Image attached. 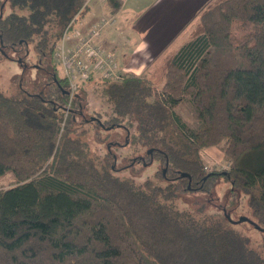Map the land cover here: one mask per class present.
I'll return each instance as SVG.
<instances>
[{"label": "trees", "instance_id": "trees-1", "mask_svg": "<svg viewBox=\"0 0 264 264\" xmlns=\"http://www.w3.org/2000/svg\"><path fill=\"white\" fill-rule=\"evenodd\" d=\"M86 1L0 0V53L25 64L32 44L36 77L45 78L17 95L0 90V177L15 176L0 188V264H264V248L230 212L180 210L174 201L186 190L212 193L223 179L264 228V0H210L194 36L169 58L180 74L163 82L164 94L141 75L82 81L80 89L100 83L104 119L97 110L85 117L78 93L65 116L69 80L54 58ZM123 1L107 0L110 12ZM186 95L201 122L189 134L174 111ZM81 116L106 142L103 158L82 139ZM118 129L123 143L108 139ZM222 140L231 169L206 172L199 152ZM129 145L166 174L141 184L118 176L112 147Z\"/></svg>", "mask_w": 264, "mask_h": 264}, {"label": "rangeland", "instance_id": "rangeland-1", "mask_svg": "<svg viewBox=\"0 0 264 264\" xmlns=\"http://www.w3.org/2000/svg\"><path fill=\"white\" fill-rule=\"evenodd\" d=\"M124 2L125 1H123V5ZM202 2L203 0H139L137 3L144 6L145 9L144 12H142L143 17L139 18V12L134 14V19H131V23L135 24L134 30L129 32L126 27V23L121 19L118 13H111L110 7L109 9L102 8L100 9L98 15L88 22L89 24H86L84 28L83 25H81L83 23L82 21H88L85 19V15L75 22L73 28L70 30H67L66 28L60 36L56 47H60L64 38L66 40V44L70 45L71 42L67 40L73 36L76 29L84 31L90 24L98 21L100 17L106 15L107 17H110L115 15L116 21L114 22H116V24H114L112 27H109L103 33L101 38H99L100 42L102 41L101 43L115 52L119 69H127V66H125L122 61V55L125 56V54L122 52L121 48H125L127 45H130L128 43L130 42L129 40H131L130 46L132 47V58L130 64L132 66L134 65L140 67L138 68L140 69V74L130 72L129 75H141L145 79L151 80L155 84L157 93L164 94L166 92H164L165 90L163 91L162 89L163 82H165V80H169L173 83L180 74L174 65L169 63V58L171 54L180 49V47L185 42L194 36H192V34L200 25V18L198 17V14H201V11L199 13L196 11V9L201 5ZM99 3H102V1ZM104 5L105 7L108 6L107 1L103 2V6ZM123 5L120 10L123 8ZM205 7L203 6L201 10H203ZM166 10H173L177 13H180V21L187 20L188 22H193V26L189 28L182 27V29L180 26V28L176 29L181 32L173 33L172 31H174L175 27L168 24L170 28H167V31H158L159 24L166 20V18H164V16L167 14V12H165ZM133 12H136L135 5ZM193 12L197 14V17L194 16L196 18L191 16ZM118 21L121 24L120 27L122 29L124 26L125 31H123L117 25ZM142 22L144 23V26H148V29L144 28V36L141 35L142 38H139V33L142 32V28H140V26L137 27V25L141 24ZM153 25L154 27L156 25L157 26L154 28ZM105 34L109 35V39L113 41V44H109V41L105 40ZM76 42H72V44H76ZM27 54L26 63L24 64L20 61V59L17 60V58L13 56H11V58H13L11 59L6 57L2 52L0 53V90H2L5 94L17 95L23 90L33 88V83L39 79H45L42 76L40 78L36 77L37 68L35 65L37 64V55L32 44L28 46ZM97 79L99 78L96 77V80ZM96 80L84 82L83 89L79 88L77 93L81 96V101L83 103L82 110L86 115L85 117L93 115L95 110H97L102 113V118L104 119L106 117L105 109H107V106L105 104L104 95L98 86L100 83L96 82ZM174 111L180 117V120L186 125V133L189 134L191 130H196L201 127V122L195 117L194 107L191 104L190 96H184L183 100L174 108ZM85 117L81 116V118L78 120V130H86L81 135L82 139L86 140L90 144L94 154L98 155L100 158H103L107 149V144L106 142L100 143L96 140L94 135V128L96 129V127H93L95 124L92 125L93 123L91 124L90 122L84 121ZM104 131L105 130H103L101 134L103 137L107 134ZM108 139H110V141L118 140L123 143L125 140L124 129L111 131V135L108 137ZM112 148L117 158L116 164H114L116 165L115 173L123 178H132L136 184L144 183L146 178L154 179L155 177H159L161 179V177L156 174L158 170H160L162 173V170L165 169L164 174L167 172L165 166L162 165L161 162L159 163L158 160L145 165L141 162H132V157H134L135 154L138 156L142 152L144 155V149L136 150L137 148H135L134 145L115 146ZM226 149V140H222L214 145L201 148L199 154L206 172H225L231 169L232 160L226 153ZM14 182V174L12 172H7L0 177V188H7ZM191 187V183L189 182L187 188L189 189ZM174 201L180 210L196 211L204 208L205 213L209 214H215L216 212L224 214V212L227 210L226 212H230V217L233 221H237L242 216H246L248 220H243L241 222L235 223L234 225L240 231L246 233L250 237L252 246L263 252L264 231L256 228L251 222H254L256 218L248 205L247 197L243 194L240 195L235 194V192H231L229 182H226L222 179L216 185L213 192L208 194L197 190H186L180 192Z\"/></svg>", "mask_w": 264, "mask_h": 264}, {"label": "built area", "instance_id": "built-area-1", "mask_svg": "<svg viewBox=\"0 0 264 264\" xmlns=\"http://www.w3.org/2000/svg\"><path fill=\"white\" fill-rule=\"evenodd\" d=\"M106 2L107 0H99ZM92 0H87L90 4ZM78 14L72 19L67 27L75 24ZM116 16H102L96 22L90 24L84 31L76 29L77 42L73 45L66 44L63 39L60 47L55 51L54 58L65 77L69 80V103L67 105V116L71 101L77 94L80 83L89 79L92 75L113 82L122 81L130 72L140 74V69L127 67L119 69L116 54L113 50L100 42L99 38L109 28L116 24ZM70 39V38H69ZM69 39L67 41H69ZM70 44V43H69Z\"/></svg>", "mask_w": 264, "mask_h": 264}, {"label": "crops", "instance_id": "crops-1", "mask_svg": "<svg viewBox=\"0 0 264 264\" xmlns=\"http://www.w3.org/2000/svg\"><path fill=\"white\" fill-rule=\"evenodd\" d=\"M124 1L125 2H124V5H123V8L118 12V15H120L121 19L126 23V27L128 29V32H129L131 30H134L135 24L131 23V19H134L133 18L134 14L135 13L137 14V12H139L140 13L139 18L143 17L142 12H144L145 9H144V6H142L141 4L137 3L139 0H134V1L133 0H124ZM209 1L210 0H203L201 5L199 7H197L196 11H198L200 13V11H202L201 10L202 7L203 6L205 7ZM133 3L135 5L136 12H133L134 11ZM102 8L109 9V6H106V7H105V5L103 6V3H99V0H92V2L89 4V9L87 10V13L84 16V17H86L85 19H87L88 21L86 22L85 20H83L82 21L83 23L81 24V25H83V28L86 26V24H89L88 22H90L92 19H94V17H96L98 15V13L100 12V9H102ZM165 12H167V14L164 16V18H166V20H164L161 24H159L158 31H160V32L167 31V28H170L168 26V24L172 25L173 27H175L174 31H172L173 33H180L181 31H178L176 29V28H180V26H181V29H182V27L183 28H189V27L193 26V24H194L193 22H190V21L188 22L187 20L186 21H180V13H177L176 11L166 10ZM191 16L192 17H194V16L197 17V14H195V12H193V14H191ZM196 17H194V18H196ZM198 17H200V14H198ZM187 19H189V18H187ZM119 21H120V19H119ZM119 21H118L117 25L120 27L121 24L119 23ZM139 26H140V28H142V30H141L142 32L139 33L140 34L139 38H142L141 35L144 36V30H145L144 28L148 29V26L147 25L144 26L143 22L141 24L137 25V27H139ZM153 27H154V25H153ZM122 30L125 31L124 30V26H123ZM146 32H147V30H146ZM104 36H105L104 37L105 40L109 41V44H111L113 42V41H111L109 39V35L108 34L107 35L105 34ZM76 39H77V35H76V33H74L73 36H71L70 39H69V42H71L70 45H73L72 42H76ZM129 41L130 42L128 44L131 45V40H129ZM130 45H127L125 48L124 47L121 48L122 52H124V54H125V56L122 55V61H123L124 65L127 66V67L140 68L138 66H134V65L132 66L130 64V61H131V58H132V54H131V52H132L131 48L132 47ZM127 56H128V58H127Z\"/></svg>", "mask_w": 264, "mask_h": 264}, {"label": "water", "instance_id": "water-1", "mask_svg": "<svg viewBox=\"0 0 264 264\" xmlns=\"http://www.w3.org/2000/svg\"><path fill=\"white\" fill-rule=\"evenodd\" d=\"M183 176H189L190 177V175H189V173H187V172H182L181 173ZM229 219H231V217L229 216ZM243 220H248V218L246 217V216H242L239 220H237V221H233L232 219H231V221L232 222H234V223H238V222H241V221H243ZM252 223H254L253 221H251ZM256 227L259 229V230H263L264 231V228H262L261 226H259V225H256Z\"/></svg>", "mask_w": 264, "mask_h": 264}, {"label": "flooded vegetation", "instance_id": "flooded-vegetation-1", "mask_svg": "<svg viewBox=\"0 0 264 264\" xmlns=\"http://www.w3.org/2000/svg\"><path fill=\"white\" fill-rule=\"evenodd\" d=\"M153 152L154 151H151V154H153ZM150 154V155H151ZM116 157V156H115ZM152 158H153V156H152ZM117 159V158H116ZM137 160H140L143 164H147V162H146V160H145V158H144V155H139L138 156V159H134V162H137ZM152 162H153V159H152ZM187 177H189V176H187Z\"/></svg>", "mask_w": 264, "mask_h": 264}]
</instances>
